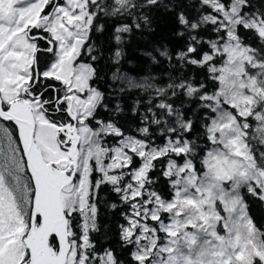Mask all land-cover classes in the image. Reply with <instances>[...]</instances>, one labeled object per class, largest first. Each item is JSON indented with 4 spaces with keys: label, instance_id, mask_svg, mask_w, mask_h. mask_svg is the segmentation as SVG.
Wrapping results in <instances>:
<instances>
[{
    "label": "rangeland",
    "instance_id": "374dc122",
    "mask_svg": "<svg viewBox=\"0 0 264 264\" xmlns=\"http://www.w3.org/2000/svg\"><path fill=\"white\" fill-rule=\"evenodd\" d=\"M48 1L0 0V95L5 105L18 101L30 108L35 122L34 140L50 169L68 180L76 165L74 181L60 195L64 211L80 216L81 236L70 242L66 264L112 262L109 254L95 263L86 253V233L94 221V208L87 199L93 168L131 203L124 234L134 239L136 259L141 264H252L255 258L264 264V246L240 199L242 187H256L264 200V174L254 169L243 142V128L231 111L233 108L237 115H248L263 96L264 85L253 75L254 71L262 72L264 79V64H257L232 33L241 20L237 13L240 0H234L228 10L218 2L203 0L216 10L217 18L228 29V42L222 47L225 61L217 69L220 87L211 98L216 112L210 126L213 147L207 153L202 174L188 162H168L166 172L174 192L170 201L146 191L144 181L155 157L181 151L148 148L130 137L107 147L99 135L111 130L100 127L94 131L86 125L98 101L97 92L88 86L90 66L77 62L90 23L87 0H62L43 23L55 43V57L42 75L59 80L66 90L75 125L64 127L73 139L70 144L62 146L58 142V133L63 129L46 119L37 100L24 95L34 51L26 29L43 17L40 12ZM65 20L72 23V28ZM245 23L264 37V20L248 19ZM131 156L138 158L140 165L127 173ZM124 176H128L126 181ZM31 204L21 149L0 122V264H22ZM161 213L166 214L165 218Z\"/></svg>",
    "mask_w": 264,
    "mask_h": 264
},
{
    "label": "trees",
    "instance_id": "16d2710c",
    "mask_svg": "<svg viewBox=\"0 0 264 264\" xmlns=\"http://www.w3.org/2000/svg\"><path fill=\"white\" fill-rule=\"evenodd\" d=\"M212 1L225 10L234 2ZM87 12L90 23L77 62L90 66L88 86L97 92L98 101L85 120L86 125L94 131L100 127L111 130L99 135L107 147L130 137L148 148L181 151L155 157L144 181L146 191L162 201H170L174 192L166 172L168 162H188L202 174L207 153L213 147L210 126L216 112L211 98L220 87L217 69L225 61L222 47L228 42V29L217 18L216 10L203 0H87ZM237 13L241 20L232 29L234 37L257 64H264V37L245 23L248 19L264 20V0H240ZM42 35L48 37L47 33ZM42 45L48 46L41 40L39 46ZM45 47L37 52L33 62L39 77L30 94L46 119L63 129L74 124L70 103L59 80L41 75L55 57L54 51L48 52ZM254 72V77L264 82L262 72ZM262 91L263 96L255 101L248 115H237L233 108L231 111L243 128V142L254 169L264 174V85ZM4 125L18 141L13 123ZM58 142L62 146L71 143L61 131ZM139 165L140 160L131 156L127 173ZM25 172L32 191L31 177L26 169ZM87 199L94 208L93 226L86 233L88 257L96 263L109 254L111 264H141L136 259L134 239L124 234L131 203L116 186L103 180L95 168L90 173ZM240 199L264 246V200L259 189L242 187ZM165 215L161 213L162 218ZM66 218L70 244L81 236L80 216L72 212L66 213ZM28 220L30 227L31 219ZM39 225L40 216L36 215L34 226ZM48 244L51 255H55L56 238L50 237ZM28 261L26 249L22 264ZM252 264L261 261L255 258Z\"/></svg>",
    "mask_w": 264,
    "mask_h": 264
},
{
    "label": "water",
    "instance_id": "95a60500",
    "mask_svg": "<svg viewBox=\"0 0 264 264\" xmlns=\"http://www.w3.org/2000/svg\"><path fill=\"white\" fill-rule=\"evenodd\" d=\"M70 27V22H66ZM0 120L11 122L17 129L25 167L31 177L32 211L29 234L25 239L29 261L27 264H66L70 247L67 241L68 222L61 202V191L72 184L76 165L70 178L63 181L43 160L41 151L34 140L35 122L30 108L21 102H14L9 109H3L0 95ZM73 157L72 155L70 156ZM40 216V225L35 228V215ZM57 240V252L51 255L49 238Z\"/></svg>",
    "mask_w": 264,
    "mask_h": 264
},
{
    "label": "flooded vegetation",
    "instance_id": "af4514ba",
    "mask_svg": "<svg viewBox=\"0 0 264 264\" xmlns=\"http://www.w3.org/2000/svg\"><path fill=\"white\" fill-rule=\"evenodd\" d=\"M20 2H23L24 0H19ZM58 5V3H57V0H49L45 5H44V7L42 8V10H41V12H40V15H42L43 14V17H39L33 24H31L30 26H28L27 27V29H26V36H27V38L29 39V40H31L33 43H34V51H33V56H32V65H31V77H30V80L28 81V83H27V85L25 86V88H24V91L23 92H25L24 93V95H26V96H31V97H33L31 94H30V90H31V88H33V86H34V84L36 83V81H37V79H38V77H39V73L37 72V68H36V66L33 64V62L35 61V59H36V54H37V52H41L42 50H43V48L45 47V45H42V46H39V42L41 41V40H43L48 46H46L45 47V50L46 51H50V52H52V51H54V49H55V43L53 42V39H52V37H51V35H50V33L47 31V29L44 27V25L45 24H43L44 23V21L46 20H49V17H48V15H50L53 11H54V9L56 8V6ZM66 22H70V21H66L65 20V23ZM70 27L69 28H72V23L70 22ZM43 33H47V35H48V37H46V38H43ZM79 56V55H78ZM78 58V57H77ZM34 68H33V67ZM46 71V70H45ZM44 72V71H43ZM42 72V73H43ZM42 73H41V75H42ZM32 74H33V76H32ZM43 76V75H42ZM43 77H46V76H43ZM66 98H68V97H66ZM68 101H69V103H70V100H69V98H68ZM71 104V103H70ZM11 105V104H10ZM10 105H5L4 103H3V109L4 110H7V109H9V107H10ZM0 122H2V123H4V121H2V120H0ZM6 126V125H5ZM75 126V125H74ZM74 126H73V128H74ZM7 127V126H6ZM9 130H10V132H11V134L14 136V133L12 132V130L9 128V127H7ZM72 128V129H73ZM71 129V130H72ZM63 131L64 132H62L63 134H64V137L66 138V139H68V141H71V140H73L72 139V137H71V134L69 133V130L68 129H66V128H63ZM71 132H73V131H71ZM17 139H18V137H17ZM17 143H19L18 141H17ZM19 147H20V145H19ZM21 149V148H20ZM73 170H74V166H73ZM73 170H72V172H71V174H70V176L72 175V173H73ZM75 175H76V170H75V174H74V178H73V181H74V179H75ZM63 180V179H62ZM63 181H66V180H63ZM62 193V192H61ZM32 195H33V192L31 191V197H32ZM31 207H32V205H31ZM37 215V214H36ZM35 215V216H36ZM26 238H28V239H31V235L29 234V228H28V231L26 232Z\"/></svg>",
    "mask_w": 264,
    "mask_h": 264
}]
</instances>
